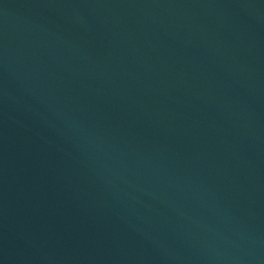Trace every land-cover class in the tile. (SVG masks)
Segmentation results:
<instances>
[{
    "label": "water",
    "instance_id": "obj_1",
    "mask_svg": "<svg viewBox=\"0 0 264 264\" xmlns=\"http://www.w3.org/2000/svg\"><path fill=\"white\" fill-rule=\"evenodd\" d=\"M0 264H264V0H0Z\"/></svg>",
    "mask_w": 264,
    "mask_h": 264
}]
</instances>
